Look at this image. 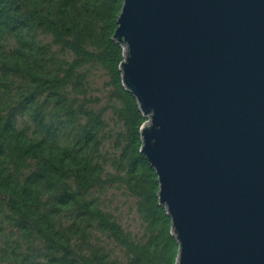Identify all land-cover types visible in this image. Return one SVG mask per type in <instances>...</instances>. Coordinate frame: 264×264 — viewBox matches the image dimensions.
Here are the masks:
<instances>
[{"label": "trees", "instance_id": "1", "mask_svg": "<svg viewBox=\"0 0 264 264\" xmlns=\"http://www.w3.org/2000/svg\"><path fill=\"white\" fill-rule=\"evenodd\" d=\"M122 4L0 0V264L177 262L112 37ZM111 189L134 199L137 233L109 210Z\"/></svg>", "mask_w": 264, "mask_h": 264}, {"label": "water", "instance_id": "2", "mask_svg": "<svg viewBox=\"0 0 264 264\" xmlns=\"http://www.w3.org/2000/svg\"><path fill=\"white\" fill-rule=\"evenodd\" d=\"M112 37L176 264H264V0H123Z\"/></svg>", "mask_w": 264, "mask_h": 264}, {"label": "rangeland", "instance_id": "3", "mask_svg": "<svg viewBox=\"0 0 264 264\" xmlns=\"http://www.w3.org/2000/svg\"><path fill=\"white\" fill-rule=\"evenodd\" d=\"M103 73L101 70L98 71L97 78L102 76ZM104 77H100L99 79V96L101 98V102L105 103L108 97V86H105L103 83ZM109 202L108 208L111 210L115 215L118 216L122 225L129 229L132 233H137L140 229L139 227V220L137 215L135 214L134 210V199L131 197H126L120 194L118 190H108L107 193ZM118 250V249H117Z\"/></svg>", "mask_w": 264, "mask_h": 264}]
</instances>
